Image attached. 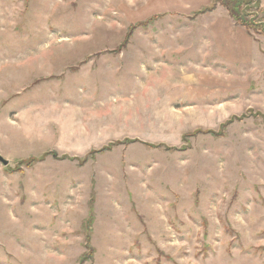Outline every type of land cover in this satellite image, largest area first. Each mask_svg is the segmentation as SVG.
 Returning a JSON list of instances; mask_svg holds the SVG:
<instances>
[{"label":"rangeland","instance_id":"rangeland-1","mask_svg":"<svg viewBox=\"0 0 264 264\" xmlns=\"http://www.w3.org/2000/svg\"><path fill=\"white\" fill-rule=\"evenodd\" d=\"M216 2L0 0V264H264V34Z\"/></svg>","mask_w":264,"mask_h":264},{"label":"trees","instance_id":"trees-1","mask_svg":"<svg viewBox=\"0 0 264 264\" xmlns=\"http://www.w3.org/2000/svg\"><path fill=\"white\" fill-rule=\"evenodd\" d=\"M216 1L217 2L214 3L212 6L205 7L203 10H201L200 12L198 11L196 14L210 12L213 10L215 5L219 3L228 9L229 14L236 21L238 25H241L242 27L246 28L249 32L264 34V9L259 8L256 5L260 0H216ZM254 7L256 8L257 11L253 10ZM260 12L263 13L262 19H259ZM233 120L231 119L230 121ZM113 145H115V143H113ZM113 145L102 149L101 152L110 150ZM36 160L37 159L32 158L30 160H21L20 162L21 164L31 166L35 163Z\"/></svg>","mask_w":264,"mask_h":264},{"label":"water","instance_id":"water-1","mask_svg":"<svg viewBox=\"0 0 264 264\" xmlns=\"http://www.w3.org/2000/svg\"><path fill=\"white\" fill-rule=\"evenodd\" d=\"M0 162H2L4 165H8L9 161L5 159L3 156L0 155Z\"/></svg>","mask_w":264,"mask_h":264}]
</instances>
